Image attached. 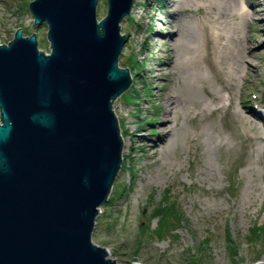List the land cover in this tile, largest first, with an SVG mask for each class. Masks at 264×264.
Masks as SVG:
<instances>
[{"label":"rangeland","instance_id":"1","mask_svg":"<svg viewBox=\"0 0 264 264\" xmlns=\"http://www.w3.org/2000/svg\"><path fill=\"white\" fill-rule=\"evenodd\" d=\"M30 1L0 0V45L19 28L23 37L35 34L38 50L49 54L47 25L30 26ZM169 2L134 0L120 22L125 42L118 64L132 76L112 104L122 160L91 240L116 264L264 263V0L236 2L258 9L240 29L247 56L240 74L235 40L205 41L210 10L185 1L174 19ZM103 10L98 0L97 19ZM167 21L193 30L172 43L159 30ZM169 95L183 107L161 144ZM165 199L180 215L161 231L163 216L154 213Z\"/></svg>","mask_w":264,"mask_h":264},{"label":"water","instance_id":"2","mask_svg":"<svg viewBox=\"0 0 264 264\" xmlns=\"http://www.w3.org/2000/svg\"><path fill=\"white\" fill-rule=\"evenodd\" d=\"M97 1L28 3L49 54L19 28L0 45V264H116L91 234L121 167L112 104L131 85L118 58L134 0H104L98 19Z\"/></svg>","mask_w":264,"mask_h":264},{"label":"bare ground","instance_id":"3","mask_svg":"<svg viewBox=\"0 0 264 264\" xmlns=\"http://www.w3.org/2000/svg\"><path fill=\"white\" fill-rule=\"evenodd\" d=\"M185 1L187 3L190 2V0H170L168 8L172 14L171 18L175 19V16L179 14L177 12L178 8L186 6ZM236 2L237 0H199V4H196V6L199 9L204 8L210 10V26H212V33L210 34L208 31H204L205 41L207 43L212 39L221 41L223 39H226L227 41L235 40V42L241 46V49L238 50L237 54L235 55V57L237 58L236 65L238 67V69L236 67V72L237 74H240L239 72L244 71V64L247 62V56L245 53L246 45L243 44L242 36H240V29L241 26H244L249 23V21L253 20L258 9L252 8V10L250 9L251 11H249L244 9L242 5H237ZM215 7L217 8V11ZM219 15L224 17L222 21V30L224 31V33H219L217 30V21L220 18ZM159 30H165L166 35L169 36L172 43H174L179 40L184 30L191 32L193 29L191 26H187L185 28L184 26L178 27L176 24H171L167 21L163 24L161 29L159 28ZM175 60V56L171 54L169 58L167 57L166 65L172 67L175 64ZM253 68L256 69L255 65H253ZM182 107L183 103H181L180 101L177 102L174 96H168L165 106V112L162 115V122L160 123V126H162L161 128H164V131L161 134L160 138L161 144L167 143L169 141L172 133V129H168L169 121L172 120L171 118L174 117L177 111ZM156 148L158 147L154 145L152 147V150Z\"/></svg>","mask_w":264,"mask_h":264},{"label":"trees","instance_id":"4","mask_svg":"<svg viewBox=\"0 0 264 264\" xmlns=\"http://www.w3.org/2000/svg\"><path fill=\"white\" fill-rule=\"evenodd\" d=\"M168 199L164 200L165 205L164 206H159L157 207L156 211H155V216L156 215H162L163 216V220L160 223V227H158L159 230L161 231H165L164 229H168L171 228L173 222L176 223V221L178 222L179 219L177 218L180 214L177 211V209H175L173 207V205L171 204H167ZM166 206V208H164Z\"/></svg>","mask_w":264,"mask_h":264}]
</instances>
